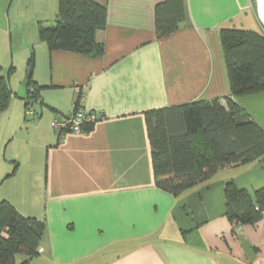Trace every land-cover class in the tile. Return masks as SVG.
I'll return each mask as SVG.
<instances>
[{
	"label": "crops",
	"instance_id": "crops-1",
	"mask_svg": "<svg viewBox=\"0 0 264 264\" xmlns=\"http://www.w3.org/2000/svg\"><path fill=\"white\" fill-rule=\"evenodd\" d=\"M47 1L28 13L22 0H0V20L12 26L25 17L37 27L26 47L42 87L39 115L71 114L80 90V106L102 119L61 139L48 129L38 203L17 186L1 195L46 222L28 264H264V213L254 225L232 224L225 197L229 180L252 194L264 188V156L175 196L156 185L145 117L196 100L227 107L222 29L264 34V0H186L187 21L163 38L155 29L163 0H100L108 7L107 25L96 32L104 53L93 57L52 51L40 39L45 15L58 11V0ZM233 99L264 129V90Z\"/></svg>",
	"mask_w": 264,
	"mask_h": 264
},
{
	"label": "trees",
	"instance_id": "trees-1",
	"mask_svg": "<svg viewBox=\"0 0 264 264\" xmlns=\"http://www.w3.org/2000/svg\"><path fill=\"white\" fill-rule=\"evenodd\" d=\"M57 13L54 25L44 23L39 27V37L50 50L92 57L104 53L96 32L107 25L106 3L58 0ZM187 19L186 0H163L155 7L157 36L163 38L177 32ZM222 41L231 87L227 107L216 98L145 112L156 185L175 196L209 181L222 169L264 156V129L233 99L264 90V34L224 28ZM29 64L33 66L34 56ZM28 78L26 112L30 105L42 103V87L31 73ZM13 96L0 63V116L10 107ZM75 102L77 109L80 101ZM93 125L87 126L86 131ZM225 197L226 215L232 224L254 225L263 218L264 188L252 194L229 180ZM45 230L43 219L24 215L8 199L1 200L0 264H28L39 254ZM19 253L26 256L22 262L16 261Z\"/></svg>",
	"mask_w": 264,
	"mask_h": 264
},
{
	"label": "rangeland",
	"instance_id": "rangeland-1",
	"mask_svg": "<svg viewBox=\"0 0 264 264\" xmlns=\"http://www.w3.org/2000/svg\"><path fill=\"white\" fill-rule=\"evenodd\" d=\"M22 1L25 11L28 13L38 9L39 6L46 5H43V0ZM15 2L13 8L16 6ZM57 6L56 4V8ZM57 14V11L53 12V10L50 11V14H46L48 20L45 21V24L54 25ZM22 18L19 17L18 23L12 18V26L6 22L8 18L6 21L3 20V17L0 20L2 22L0 63L3 67V74L9 79L14 92L12 104L0 116V201L4 199L1 196L3 192L9 193L17 186L21 190L23 189L25 195L38 203L42 199L45 179L41 162L46 156V137L48 129L51 132H55V130L51 126L52 120H49L47 116L39 115L40 104H34L36 113L27 114L26 112L25 98L28 96L30 73L36 80L35 64L33 66L29 64L33 53L27 54L26 41L32 35H36L37 27L33 24V20L32 22L30 19ZM7 23L9 27H7ZM37 120L42 122L36 125ZM32 154L35 155L33 159H31ZM11 177L13 178L10 181H5ZM19 254L16 255L18 261L21 259Z\"/></svg>",
	"mask_w": 264,
	"mask_h": 264
},
{
	"label": "built area",
	"instance_id": "built-area-1",
	"mask_svg": "<svg viewBox=\"0 0 264 264\" xmlns=\"http://www.w3.org/2000/svg\"><path fill=\"white\" fill-rule=\"evenodd\" d=\"M76 98L79 101L82 98L80 90H77ZM34 113L35 109L33 105H30L27 109V114ZM100 119H102V116L96 112L85 107L78 106L71 114L53 119L51 126L60 137H63L67 133H84L86 132L85 128L87 126L95 124Z\"/></svg>",
	"mask_w": 264,
	"mask_h": 264
}]
</instances>
